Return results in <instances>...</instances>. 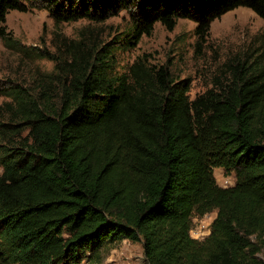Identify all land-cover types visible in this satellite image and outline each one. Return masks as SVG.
Wrapping results in <instances>:
<instances>
[{"label":"trees","instance_id":"1","mask_svg":"<svg viewBox=\"0 0 264 264\" xmlns=\"http://www.w3.org/2000/svg\"><path fill=\"white\" fill-rule=\"evenodd\" d=\"M55 21H103L121 11L132 26L95 47L65 45L59 84L0 94V264H104V250L143 244L146 264H264V54L229 64V78L191 99V81L138 60L118 71L158 23H212L264 0H44ZM23 0H0V38ZM201 45V44H200ZM49 77V76H45ZM44 83V81H43ZM234 176L221 186L215 170ZM216 212L204 241L195 217ZM255 240V241H254ZM262 254V257L259 255Z\"/></svg>","mask_w":264,"mask_h":264},{"label":"rangeland","instance_id":"2","mask_svg":"<svg viewBox=\"0 0 264 264\" xmlns=\"http://www.w3.org/2000/svg\"><path fill=\"white\" fill-rule=\"evenodd\" d=\"M23 3L27 11H12L7 18L15 45L9 46L0 38V88L7 92L17 87L36 89L41 84L57 88L56 62L43 57L45 51L66 60L65 45L69 42L96 47L122 38L132 26L129 11H121L103 21L84 18L58 24L42 7L44 0H23ZM196 28L197 23L191 19H179L174 30L158 23L153 34L144 36L137 48L117 54L118 71L127 72L139 59L148 66L168 65L176 78L191 81L190 97L194 99L218 83L226 82L231 62L254 61L264 54V19L249 8H238L215 20L202 43H199ZM10 102L11 97L0 94V106ZM0 120H4L3 116ZM2 172L0 166V176ZM215 176L221 185L227 177L219 168ZM216 215L213 212L202 218L210 222ZM202 218L195 217L193 224L200 223ZM104 254V264L110 257L109 264H146L141 243L124 241L107 247Z\"/></svg>","mask_w":264,"mask_h":264},{"label":"built area","instance_id":"3","mask_svg":"<svg viewBox=\"0 0 264 264\" xmlns=\"http://www.w3.org/2000/svg\"><path fill=\"white\" fill-rule=\"evenodd\" d=\"M231 177L234 178V176H227L224 182L222 183V185L221 184L220 185L223 187H229V186L234 185L235 178L233 180ZM205 216L209 217L208 214ZM199 218H202V217H199ZM212 222H213L212 219L210 220V222H206L204 218H202L200 223L193 224L191 231L195 232L200 237V239H195V238L193 239L197 241H204L211 233Z\"/></svg>","mask_w":264,"mask_h":264},{"label":"clouds","instance_id":"4","mask_svg":"<svg viewBox=\"0 0 264 264\" xmlns=\"http://www.w3.org/2000/svg\"><path fill=\"white\" fill-rule=\"evenodd\" d=\"M189 236L195 239H200V237L193 231H189ZM111 260V257L109 258V261ZM109 261H106V264H109Z\"/></svg>","mask_w":264,"mask_h":264},{"label":"crops","instance_id":"5","mask_svg":"<svg viewBox=\"0 0 264 264\" xmlns=\"http://www.w3.org/2000/svg\"><path fill=\"white\" fill-rule=\"evenodd\" d=\"M219 169H221V168H219Z\"/></svg>","mask_w":264,"mask_h":264}]
</instances>
